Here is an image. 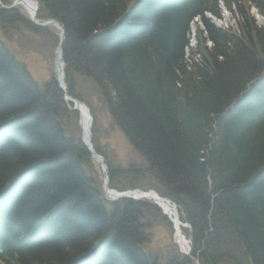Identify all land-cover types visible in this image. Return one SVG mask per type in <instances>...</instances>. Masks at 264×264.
<instances>
[{
	"label": "trees",
	"instance_id": "16d2710c",
	"mask_svg": "<svg viewBox=\"0 0 264 264\" xmlns=\"http://www.w3.org/2000/svg\"><path fill=\"white\" fill-rule=\"evenodd\" d=\"M37 1L38 19L62 24L68 92L78 96L76 75L90 78L137 155L125 168L110 164L120 175L114 186L173 194L199 264H264V26L249 11L264 14V0ZM220 2L237 15L238 31L206 16L219 18ZM195 18L197 48L186 52ZM20 26L57 40L0 8V31ZM9 52L0 41V122L12 120L0 186L17 174L26 181L0 212V264H75L96 244L88 264H158L141 248L148 206L89 190L88 152L61 128L69 114L61 92L51 81L37 86ZM36 229L43 239L28 237ZM22 238L31 243L18 248ZM244 243L246 257L237 249Z\"/></svg>",
	"mask_w": 264,
	"mask_h": 264
},
{
	"label": "rangeland",
	"instance_id": "374dc122",
	"mask_svg": "<svg viewBox=\"0 0 264 264\" xmlns=\"http://www.w3.org/2000/svg\"><path fill=\"white\" fill-rule=\"evenodd\" d=\"M251 13L255 19L256 25L264 23L262 15L257 13L254 9L251 10ZM236 22L237 17L231 16V14L228 13L225 14L223 20L215 21L216 24L223 26H225V24H233L234 28H237L235 27ZM0 41L11 50L16 62L18 61V63L25 68L33 81L36 82L37 86H41L43 83L52 79V67L56 48V44L53 43L52 37L48 38L47 35H35L33 32L20 26L18 30L15 31H8L6 29L1 30ZM191 44H195V41L193 40ZM89 81H91V79L86 76L78 80V89L83 96L81 99L83 102H88L90 105L92 123L90 126L91 137L89 142L92 145L94 142L100 140L101 144L98 145H103L102 148L105 146L106 150L104 151L111 163L120 164L123 167L125 163L129 162L132 158L134 152L129 149L130 146H128L125 141L126 137L123 132L118 127L116 130V128L110 124L107 113L102 109L101 104L96 101L95 95L88 90L87 82ZM70 109L72 110L71 107ZM60 123L61 128L65 130V135L70 138H73L72 135L77 137L75 131V129H77L76 116L72 111H69V114L64 117ZM77 124H81L78 121V117ZM133 159H136V157ZM96 163H85L82 165V170L88 178H92L93 180V182H90L91 188L89 190L95 196H100L104 195L103 192L105 188L103 180L105 174L107 175V185L109 187H114L115 181L120 185V175L115 173L116 170L110 175L109 169L107 173V171H103L99 164ZM139 199L144 200L142 204L148 206L146 210H149L144 211V217L147 219V223L144 226V241L141 246L144 252L157 256L161 264L167 261L166 251L168 249L171 250L172 256L177 255L176 252H178L180 256L186 257V254L189 253L186 249V245L179 240L180 238L176 235L172 222L168 219V216L162 213L163 211L160 207L153 204L152 199L148 197ZM162 216L165 219H162ZM180 234L186 239V229L181 228Z\"/></svg>",
	"mask_w": 264,
	"mask_h": 264
},
{
	"label": "bare ground",
	"instance_id": "6f19581e",
	"mask_svg": "<svg viewBox=\"0 0 264 264\" xmlns=\"http://www.w3.org/2000/svg\"><path fill=\"white\" fill-rule=\"evenodd\" d=\"M133 0H126V2L128 3V6L131 4V2H132ZM45 19H46V21L47 22H49V23H52L53 22V18H50V17H48V16H46L45 15ZM54 24H55V21H54ZM60 25H61V27H62V24L60 23ZM63 37L65 38V33H63ZM193 39V30H192V32L190 33V44L188 43V45L186 46V52H190V51H193V50H195L196 48H197V45L196 44H191L192 43V40ZM205 46L206 47H209L210 46V42L209 43H207V44H205ZM63 48V47H62ZM185 52V53H186ZM2 53H3V55L6 57V58H8V55L4 52V51H2ZM58 69V67L57 66H55L54 64H53V67H52V71H56ZM52 83H55L56 84V86H57V89L60 91V89H59V86H58V83L56 82V81H54L53 79H51L50 80ZM35 82V81H34ZM36 83V82H35ZM43 95H44V97H46V98H48L49 100H51V99H54L55 98V93L53 92V90H46V91H44V93H43ZM63 96V95H62ZM73 96V95H72ZM67 97V96H66ZM95 99H96V101L97 102H99L100 104H101V107H102V109H104L105 111H108V101L107 100H105L104 98H103V96L101 95V97L99 96V94H98V92L96 93V95H95ZM62 100H63V98H62ZM63 102H64V100H63ZM79 111H80V113H81V115H82V117H83V119L85 120V122L83 123L84 124V128H83V132L84 133H87V131H88V129H87V126H88V119H87V117H86V115H84V111L82 110V108H79ZM72 113H74V115L76 116V114H75V112H74V110L72 109ZM12 120H7V119H5L3 122H0V144L7 138V137H9L10 136V134H11V130H10V128H8V126H9V124H10V122H11ZM75 131H76V135H77V137H75V136H73L72 135V137L73 138H76V139H78L79 141L78 142H80L84 147H86L85 146V144H84V141H81V138H80V136H81V134H82V129L81 128H77V129H75ZM15 136V135H14ZM13 136V137H14ZM87 151V150H86ZM204 174H205V172H204ZM207 179H208V177H207ZM26 181V179L21 175V174H17V175H15V176H12V178H10V181H8L7 183H5V184H3V185H1L0 186V204H2L3 203V201H11L13 198H16L17 196H18V194L20 193V188H21V186H22V184L24 183ZM120 192H122V191H120ZM159 196V195H165V196H168V197H170L174 202H176L177 204H179V201H178V199L173 195V194H171V193H165V194H163V193H160L157 189H155V188H151L150 189V199H152V200H155L156 201V203H157V201H159L158 199H156V196ZM139 203H141L142 204V202H139ZM160 203V202H159ZM160 207H161V210L168 216V217H170V219H171V221H172V223H173V225H174V227H175V229L176 228H178V226H179V223H180V221H179V219H178V212L171 206V204L170 203H168V202H166V201H163V202H161L160 203ZM1 216V215H0ZM3 228L2 227H0V230H2ZM29 236L28 237H36V238H39V239H43L45 236H43L44 235V233H42L41 232V230H39V229H36V230H32V231H30L29 233H27ZM176 234H178V232H176ZM3 235V233H2V231H0V237ZM180 237V236H179ZM180 241H183V239L180 237V239H179ZM31 243V241L29 240V239H24V238H22V239H20V241H19V243L17 244L19 247L18 248H21L22 246H24V245H27V244H30ZM239 244H240V242H238ZM234 245H236V244H234ZM244 245V247H240L239 245H237V249H239L240 251H241V253L243 254V256L244 257H246L245 255L247 254V246H246V244L244 243L243 244ZM230 253L233 255V256H240V252L239 251H234V250H230ZM248 255V254H247Z\"/></svg>",
	"mask_w": 264,
	"mask_h": 264
},
{
	"label": "water",
	"instance_id": "95a60500",
	"mask_svg": "<svg viewBox=\"0 0 264 264\" xmlns=\"http://www.w3.org/2000/svg\"><path fill=\"white\" fill-rule=\"evenodd\" d=\"M59 67H60V65H59ZM60 74H61V71L58 69L57 71H56V79L57 80H59L60 79ZM72 102H74V104L76 103L77 104V102L76 101H74V100H72ZM75 104V105H76ZM88 144V143H87ZM93 155V154H92ZM173 207H174V205H173Z\"/></svg>",
	"mask_w": 264,
	"mask_h": 264
}]
</instances>
